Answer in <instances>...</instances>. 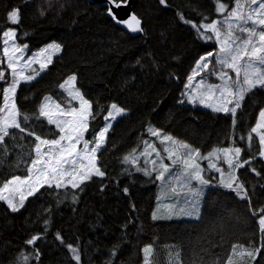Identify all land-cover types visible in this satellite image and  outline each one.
<instances>
[{"label": "trees", "instance_id": "16d2710c", "mask_svg": "<svg viewBox=\"0 0 264 264\" xmlns=\"http://www.w3.org/2000/svg\"><path fill=\"white\" fill-rule=\"evenodd\" d=\"M42 2L0 0L1 26L9 25L5 12L10 4L22 8V25L16 26L18 37L21 30L28 31L30 35L26 39L18 38V42H26L30 49L39 48L53 40L65 45L64 51L31 87L22 85L18 89V104L21 108L34 110L39 98L45 94L60 101L62 97L57 90L58 84L75 72L78 76L77 87L93 101L94 111L97 110V104L103 106L93 121L97 129L103 126V115L110 103L115 102L129 109L108 134L107 150L103 154L112 169L106 181L108 186L101 192L99 180L89 183L79 195L76 205L65 201L58 210L53 211L45 239L37 241L35 245L42 253V264H75L65 245L72 243L75 246L77 237L81 264H101L103 257L100 253H93L91 246L85 248V242L93 241L104 248L120 234V225L129 216L133 223L124 230L129 235L127 242L121 245L122 252L118 253L120 264H143L142 249L149 244L153 249L150 264H174L177 251L180 252L182 264H190L194 259L193 252H199L201 248L226 257L231 243L246 244L253 230L258 227V217H252L247 202L230 191H207L200 221H152L151 213L157 205L159 182H150L142 174L134 175L133 185H129L124 177L120 178L118 184L112 182V177L117 175L121 167L119 158L134 147L138 151L142 150L141 141L150 137L145 132L150 124L200 147L204 152L213 147L228 146L227 136L232 131L230 117L177 103L195 58H198V54L212 50L196 39L194 31L179 19L177 13H182L185 19L196 23H200L204 17H207L205 22H210L217 17L214 0H166L165 5H160L158 0H133L134 12L147 20L148 31L143 36H133L114 24L107 17L105 7L97 2L56 0L53 10L41 18L37 7ZM221 2L233 6V0ZM60 3H64L66 8L56 15L55 9ZM145 53H151V59ZM137 57L141 58L142 67L135 64ZM153 61L162 69L160 73L153 70ZM170 73L175 78L170 77ZM129 77H135V80L129 88L122 90L119 82ZM254 91L253 96L246 97L242 109L237 113L235 130L240 135H246L255 123L259 108L264 107V90ZM21 95L30 96L31 100L22 103L19 99ZM36 130L38 134H43L40 129ZM44 131L50 133L52 129L46 128ZM48 138L53 136L49 134ZM238 143L243 145V142ZM246 151L243 152V158H247ZM13 158L10 155L7 162L11 163ZM252 166L264 176V162L259 157ZM11 174L25 173L23 170L13 172L7 168L0 169V182ZM238 175L252 197V207L255 209L264 205V190L260 187L264 180L248 170L247 165L245 169L238 170ZM126 185L130 186L135 211L129 210L128 198L119 191ZM56 200L54 192L41 189L36 196L29 197L25 208L18 213L10 212L0 202V246L11 242L13 247L9 248V252L12 253L22 247L31 235L42 232V221L49 218L44 209H55ZM73 207L76 208L75 213ZM57 231L63 238V245L55 240ZM105 232L110 235L105 237L102 235ZM221 236L224 237L223 242ZM97 237L100 239L97 240ZM213 244L216 246L211 247ZM209 259L204 256L205 261Z\"/></svg>", "mask_w": 264, "mask_h": 264}, {"label": "snow or ice", "instance_id": "6c2138e0", "mask_svg": "<svg viewBox=\"0 0 264 264\" xmlns=\"http://www.w3.org/2000/svg\"><path fill=\"white\" fill-rule=\"evenodd\" d=\"M55 3L56 0H43L37 7L39 17H45L53 10ZM158 3L165 5L166 0H158ZM104 7L107 17L114 24L122 26L129 33L142 36L147 34L145 17L138 16L136 12H131L127 18L118 17L117 10L130 7L129 0H104ZM65 8L66 5L60 3L55 9L56 15ZM214 11L219 18L205 22L207 17H204L200 23L185 19L182 13H177L179 19L194 31L196 39L212 49L195 58L177 103L200 106L212 113L230 117L232 131L227 136L228 146L213 147L202 154L200 147L165 133L162 128L148 125L145 128L146 134L156 138L166 157L161 155V149L154 143L143 140L141 151L134 147L119 158L121 167L117 175L112 177V182L118 184L120 178L124 177L129 185H133L135 174H142L153 183L167 180L171 194L169 199L175 197V202L161 205V197L157 196L156 210L151 213L152 221L183 217L200 221L202 203L207 200L206 190L222 189L234 193L237 198L247 202L252 217H258V227L253 230L246 244L231 243L226 257L201 248L199 252H193L194 259L190 264H261L264 261V205L255 209L252 207V197L240 180L238 170L245 169L247 165L248 170L264 180L261 172L252 166L257 157L264 162V107L259 108L255 123L246 135H240L235 128L237 112L242 109L246 96H253L254 90H264V0H233L231 8L221 0H214ZM5 18L11 25L21 26V6L10 4ZM29 35L28 31L21 30L18 37L17 27H8L0 32V169L7 168L13 172L23 170L25 173L11 174L0 182V202L10 212L18 213L25 208L29 197L36 196L41 189L54 192L57 200L55 209H44L49 218L43 219L42 232L31 235L15 252H9V248L13 247L11 242L0 246V264H42V253L35 245L37 241L45 239L53 211L58 210L59 205L65 201L76 205L79 195L89 183L96 180L100 181L99 190H105L112 170L103 158L107 150L108 134L113 129V122L129 112L126 107L110 103L103 115V126L97 129L93 121L103 106L97 104V110L94 111L93 101L77 87L78 76L75 72L58 84L57 90L62 97L59 102L45 94L39 98L34 110L22 109L18 104V89L22 85L25 88L31 87L53 63V56L65 49L62 42L53 40L27 55L28 44L18 42V38L26 39ZM145 55L151 59V53ZM135 64L142 67L140 57L136 58ZM152 68L157 73L162 71L155 61ZM201 73L204 75L193 83ZM169 76L175 78L171 73ZM209 77L218 82L208 83ZM134 80L135 77L122 79L119 87L127 89ZM19 99L26 103L31 97L21 95ZM46 128L52 131L45 132ZM36 129H40L43 134H38ZM49 134L53 138H48ZM238 141L244 143L247 158L242 157L245 148L236 146ZM254 141H258V146ZM153 154L155 159H150ZM10 155L14 158L8 163ZM141 158L143 164L140 163ZM165 158L168 163L164 162ZM205 161L207 166L203 167L202 162ZM209 173L215 175L210 176ZM177 184L183 199L177 192ZM129 185L119 191L128 198L129 210L135 211L136 205L131 202ZM260 187L264 190V184ZM72 211L75 213L76 208L73 207ZM132 223V217H126L125 223L120 225V234L104 248L93 241H86L85 248L91 246L93 253H100L103 257L101 264H120L118 253L122 252L121 245L127 242L129 235L124 230ZM102 235L107 237L110 233ZM55 240L64 244L59 231L55 233ZM220 240L223 242L224 237L221 236ZM65 247L71 260L81 264L79 237L75 246L68 243ZM152 251L150 244L143 247V264H150ZM204 256L210 259L205 261ZM174 264H182L179 251L175 253Z\"/></svg>", "mask_w": 264, "mask_h": 264}, {"label": "rangeland", "instance_id": "374dc122", "mask_svg": "<svg viewBox=\"0 0 264 264\" xmlns=\"http://www.w3.org/2000/svg\"><path fill=\"white\" fill-rule=\"evenodd\" d=\"M228 5H229V4H228ZM231 7H232V6L229 5V8H231ZM216 15H217L216 18H219L218 14H216ZM8 27H16V26H15V25H11L10 23H9L8 26H5V27L0 25V32H2L3 30H5V29L8 28ZM41 47H42V46H41ZM28 48H29V46H28ZM39 48H40V47H39ZM39 48H36V49H30V48H29V51H28L27 55H30L32 51H36V50H38ZM59 54H60V53H59ZM59 54H55V55L53 56V61H54V59H55ZM49 66H50V65H49ZM211 67H212V65H210V68H211ZM42 74H43V73H42ZM42 74H41V75H42ZM203 75H204V73H201L200 76H197V77L194 79L193 83H195L196 80H199ZM230 75H234V74L230 73ZM38 78H39V77H38ZM38 78H37V79H38ZM207 82H208V83H217L218 81H217L215 78H213V77H209L208 80H207ZM0 86H2V85H0ZM246 97H247V96H246ZM245 99H246V98H245ZM58 102H59V101H58ZM197 108L206 109V108H203V107H200V106H197ZM207 110H209V109H207ZM238 111H239V110H238ZM237 113H238V112H237ZM119 118H120V117H118V119H119ZM118 119H117V120H118ZM115 123H116V122H113V125H114ZM150 125H152V124H150ZM146 140H148L149 142L154 143L155 146H156L158 149H161V155H164V156L166 157V154H164V153L162 152V146L159 144V142L156 140V138H154V137H149V138L146 139ZM254 143H256L257 146H258V141H254ZM236 146H240V147H242V148H245L244 143H243V145H240V144L237 142ZM245 149H246V148H245ZM201 153H202V154H206L207 152H204V151L201 150ZM242 155H243V153H242ZM150 159H155V154H153V156L150 157ZM164 162H165V163H168V160L165 158V161H164ZM140 163L143 164V159H142V158H141V162H140ZM202 166H203V167H206V166H207V162H206V161H205V162H202ZM225 170H226V166H225ZM166 175H167V174H166ZM209 175H210V176H211V175H215V173H209ZM162 185H163V186H162ZM169 188H170V185H169V183L167 182V180H165V181H163V182H159V192H158V196L161 197V200L159 201V203H160L161 205L175 202V197H173L172 199H169V196L171 195L170 192H169ZM176 188H177V192L179 193L181 199H183V193L180 192V189H179V185H178V184L176 185ZM206 192H207V190H206ZM203 205H204V202L202 203V211H203ZM156 206H157V205H156ZM155 210H156V208H155ZM158 214H160V212H158ZM172 220H192V219L187 218V217H183V218H180V219L173 218ZM151 255H152V254H151ZM150 257H151V256H150ZM150 257H149V259H150ZM150 261H151V259H150Z\"/></svg>", "mask_w": 264, "mask_h": 264}, {"label": "water", "instance_id": "95a60500", "mask_svg": "<svg viewBox=\"0 0 264 264\" xmlns=\"http://www.w3.org/2000/svg\"><path fill=\"white\" fill-rule=\"evenodd\" d=\"M88 1H90V2H97V3H99V4H101V5L104 6V0H88ZM129 5H130V7H124L121 10H117V15H118L119 18H121V19L127 18V15L128 14H130L131 12H134V9H133V0H129ZM119 27L122 28L123 30H125L122 26H119ZM130 34L133 35V36H137L138 35V34H133V33H130Z\"/></svg>", "mask_w": 264, "mask_h": 264}]
</instances>
